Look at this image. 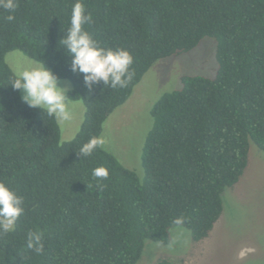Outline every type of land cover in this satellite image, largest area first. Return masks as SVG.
<instances>
[{
    "label": "trees",
    "instance_id": "trees-1",
    "mask_svg": "<svg viewBox=\"0 0 264 264\" xmlns=\"http://www.w3.org/2000/svg\"><path fill=\"white\" fill-rule=\"evenodd\" d=\"M75 2L17 0L11 22L0 8V182L24 198L15 231L0 233V264H137L146 241L169 245L175 227L200 242L247 167L249 141L264 153V0H80L92 16L85 30L134 59L125 88L101 82L92 91L60 41ZM205 38L217 42L216 75L182 76L180 89L155 102L142 179L102 148L77 154L157 61ZM12 51L71 83L69 98L85 106L72 140L61 142L53 118L21 103L5 63ZM98 167L107 179L93 177ZM29 231L42 234V254L27 248Z\"/></svg>",
    "mask_w": 264,
    "mask_h": 264
},
{
    "label": "rangeland",
    "instance_id": "rangeland-1",
    "mask_svg": "<svg viewBox=\"0 0 264 264\" xmlns=\"http://www.w3.org/2000/svg\"><path fill=\"white\" fill-rule=\"evenodd\" d=\"M216 45L215 39L205 38L188 53L157 61L134 87L130 98L103 123L100 136L106 144L102 149L142 179L141 154L153 124V105L164 93L180 89L182 76L214 78ZM5 63L15 74L34 61L12 51L6 54ZM60 81L72 87L69 81ZM71 104L72 120L58 125L61 142L72 140L83 122L84 104ZM222 199V215L206 239L195 243L188 230L175 227L169 245L146 241L137 264H155L160 259H168L170 264H264V153L251 141L247 167Z\"/></svg>",
    "mask_w": 264,
    "mask_h": 264
},
{
    "label": "clouds",
    "instance_id": "clouds-1",
    "mask_svg": "<svg viewBox=\"0 0 264 264\" xmlns=\"http://www.w3.org/2000/svg\"><path fill=\"white\" fill-rule=\"evenodd\" d=\"M17 0H0V8L9 12L6 20L14 21ZM92 22L91 13L87 12L80 0L72 7L70 26L66 35L60 40L70 58V69L82 75L83 84L89 91L101 82L111 89L125 88L133 79L134 63L131 53L122 47L105 48L85 30L84 26ZM14 91L21 93V103L29 108L39 109L53 118L58 125H64L73 118L71 90L69 83H61L60 78L45 63L34 62L14 74L10 84ZM106 139L103 136L91 137L83 143L77 154L81 158L91 156L98 148H104ZM95 178L107 179L108 171L103 167L93 169ZM24 198L4 182H0V233L15 231L16 222L24 211ZM42 234L29 231L26 246L35 254L44 252Z\"/></svg>",
    "mask_w": 264,
    "mask_h": 264
}]
</instances>
